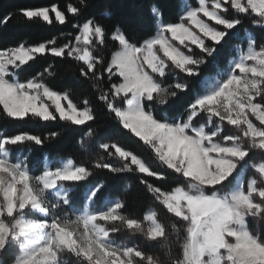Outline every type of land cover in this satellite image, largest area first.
<instances>
[{
	"label": "snow or ice",
	"instance_id": "1",
	"mask_svg": "<svg viewBox=\"0 0 264 264\" xmlns=\"http://www.w3.org/2000/svg\"><path fill=\"white\" fill-rule=\"evenodd\" d=\"M19 15L59 35L0 36V256L264 264V0Z\"/></svg>",
	"mask_w": 264,
	"mask_h": 264
},
{
	"label": "trees",
	"instance_id": "2",
	"mask_svg": "<svg viewBox=\"0 0 264 264\" xmlns=\"http://www.w3.org/2000/svg\"><path fill=\"white\" fill-rule=\"evenodd\" d=\"M66 0H0V18L11 14V19L5 24L0 19V36L6 40H27L33 43L41 40L45 36L59 35L57 32L49 33L46 28L31 26L24 24L23 18L19 15V10L24 8H35L40 6H48L52 3H57L63 7ZM75 2V0H73ZM97 9L99 11H110L113 14V22L124 21L128 22L134 17H143L145 20L150 16V7L155 4L161 8L165 18L174 12L176 0H95ZM24 130L36 133H44L49 131L44 127H33L31 125L25 126ZM55 130V129H52ZM71 134L63 137L57 142L65 152H71V145L69 143ZM48 149H42L47 151ZM75 155V153H73ZM130 206L139 207L143 201L141 191L137 190L135 184L128 193ZM11 259V252L0 256L3 264H8ZM69 264H72L71 258Z\"/></svg>",
	"mask_w": 264,
	"mask_h": 264
},
{
	"label": "rangeland",
	"instance_id": "3",
	"mask_svg": "<svg viewBox=\"0 0 264 264\" xmlns=\"http://www.w3.org/2000/svg\"><path fill=\"white\" fill-rule=\"evenodd\" d=\"M9 264V263H8Z\"/></svg>",
	"mask_w": 264,
	"mask_h": 264
}]
</instances>
